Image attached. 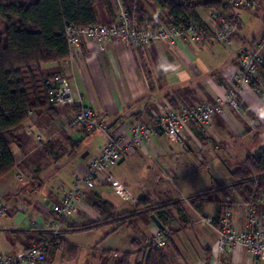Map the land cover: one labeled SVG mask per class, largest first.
Segmentation results:
<instances>
[{
    "label": "crops",
    "instance_id": "0c3cea01",
    "mask_svg": "<svg viewBox=\"0 0 264 264\" xmlns=\"http://www.w3.org/2000/svg\"><path fill=\"white\" fill-rule=\"evenodd\" d=\"M114 13L116 18L113 19L107 14L103 24L116 22L118 18L116 12ZM152 19L158 24L161 23L157 15H152ZM133 21L137 25L136 20L133 19ZM241 34L242 29L234 38L239 45L247 41ZM220 45L221 43L211 40L196 43L190 39L182 38L175 42L173 48L159 42L137 49L110 41L105 51H99L94 44H82L81 50L77 53L72 64L65 62L60 66H47L46 69L55 71L57 76L66 79L74 100H80L84 107H90L97 118L104 120L115 135L122 137L123 140H128L134 123L139 121L145 125L151 124L157 104L167 103L173 109L178 110L195 104L210 103L215 98H224L228 88L225 75L234 66L236 55L232 59L225 58L223 60L222 51L220 52L217 48ZM207 50L215 60L213 66L204 64L203 52ZM227 66L230 67L225 69ZM238 100L253 115L255 121L248 118L241 110L234 111L227 105L224 108V115L213 119L205 135L194 126L188 128L185 132L184 145L186 149L166 137L155 136L147 143L145 150L137 149L134 153L121 159L111 171L126 189L128 188L127 185L133 186L130 189L132 190L133 195L130 194V196L133 201H125L119 198L102 180H99L93 189L83 188L82 205L64 224L65 229L61 233L64 242L78 249L77 255L75 258L69 259L63 255L62 251H58L46 264H54L52 260H55L57 255L60 256V263L57 264H64L65 261L76 260L80 256H84L85 253L88 254L86 248L83 249L68 241L67 233L86 230L83 229L81 223L89 215L94 222L99 219L97 213L90 206L94 195L111 205L118 214L133 212L137 201L141 199H148L152 206L169 202L180 203L187 218L186 223L181 224L180 227L178 217L173 215L174 220L170 225L174 233L172 242L176 249H174V264H177L175 259L178 260L179 264H253L254 259L241 247L221 253L214 261L213 249L217 241V233L212 228H210L211 231L206 230L200 233L199 237L204 245L203 249L197 250L198 252L187 249L185 243L187 237L184 236L188 235V231L200 223L202 219H213L219 205L224 206V199L228 194L227 186L230 182V176L223 166V161L232 158L225 155V149L220 148L219 144L224 140L229 143L230 139L218 126L221 123L228 124L233 129L231 133H234L235 137L250 136L254 138L252 132H260L261 136L258 142H262L261 145H264V105L259 96L255 90L245 86L241 88ZM55 112L53 119L45 114L35 113L25 122L23 129L18 133L28 140H26L28 145L27 157L33 151V147H30L34 141L32 136H36L38 146H43L56 142L59 139V134L63 133L66 135L69 147L58 153L52 149L49 153V155H53L51 165H48L50 168L47 171L38 168L30 169V174L25 183L22 179L20 164L16 163L14 169L21 173V175L18 173L15 176L19 186L15 194L7 193L4 196L6 204L10 205L7 206L6 210L12 211L10 214H13L22 208L21 203L26 204V208L31 211L35 222L31 221V224L22 230L2 231L4 236V248L2 247V249L5 253L4 255L0 254V257L19 256L25 251L24 238L37 237L38 233L45 230L49 219L53 216L50 206L60 203L63 194L73 186L76 177L85 172L88 163L97 157L100 150L106 145L107 138L103 134L95 132L93 134H98L100 136L98 139H101L97 151H94L92 156L87 152L85 158L82 159V155L77 158L74 157V147L80 144L83 135L89 136L91 134H83L81 131L76 132L74 130L69 132L66 129L68 121L74 115V108L58 107L55 108ZM215 126L218 127L217 132ZM242 126L247 127L248 130L243 132ZM260 129L262 131H259ZM27 130L30 134L27 133ZM256 143L257 140L254 144ZM240 147H242L241 144ZM178 149L184 151L188 161L190 159L191 162H200L198 169L204 170V172H209V169L206 168V164H208L206 158L214 156L217 166H222L225 170L226 174L223 181L214 187L209 185L202 190L190 189L187 191L188 195H183L172 180L173 176L181 175L182 167L186 168V164L182 166L177 163L176 157L178 156L174 153ZM11 154H13L12 150ZM193 154L196 158L195 161L191 158ZM63 161L65 162L63 163ZM210 161L213 160L210 158ZM131 170L139 171L142 174L141 185H138L137 181H133L129 176ZM147 171L149 172L148 175ZM9 173L0 180V185ZM165 178L173 184L176 191L174 195L166 189L163 183ZM126 179L128 181H125ZM19 191L28 196V204L15 200ZM209 191L207 197L201 198L199 196L202 192ZM183 197L196 200L190 206L184 204L185 199H182ZM232 201L230 208L233 225L236 229L243 230L245 227L244 210L239 206L240 201L237 197L233 196ZM73 218L76 221H73ZM135 221L139 223L137 231L141 240L153 239L159 231L152 222L147 224L137 217L134 219V223ZM114 232L111 231L110 235ZM178 238L179 241L177 242ZM126 250L108 249L102 252L111 251L112 254L117 255L115 260H118L125 253H130Z\"/></svg>",
    "mask_w": 264,
    "mask_h": 264
},
{
    "label": "trees",
    "instance_id": "16d2710c",
    "mask_svg": "<svg viewBox=\"0 0 264 264\" xmlns=\"http://www.w3.org/2000/svg\"><path fill=\"white\" fill-rule=\"evenodd\" d=\"M122 1L130 20H136L139 28L149 26L152 29L160 25L178 26L185 23L187 17L204 27L198 10L204 8L222 11L223 3V0H142L148 6L156 8L161 22L158 24L152 16H147L144 10L139 9L138 5L133 7L126 0ZM98 5L104 6L107 14L113 19L116 18L110 0H0V20L5 27L0 33V180L16 166L10 146L16 141V135L23 129L29 114L42 113L53 119L56 113L55 108L58 107L53 106L49 98L57 87L53 82L57 73L46 68L50 65L60 66L68 59L65 27L97 25L94 9ZM109 24L111 23L104 25ZM241 29L242 21L233 35V40ZM205 34L203 41H215L207 29ZM261 40L264 41V36ZM236 63L235 61L234 65ZM257 69L263 86L258 89L257 78L251 79L248 85L255 90L264 105V57ZM238 104L239 110L255 121L240 100ZM62 107L74 108V115L80 110L78 106ZM79 131L83 134L95 133ZM252 133L253 139L260 137V132ZM223 166L230 176L227 190H234L236 197L244 202H251L254 193L264 190V145L256 147L245 158L223 161ZM208 193L210 191L202 192L199 196L205 198ZM90 206L99 219L83 226L86 230L102 225L114 226L112 232L124 225L133 228L136 217L150 224L151 215L164 227V230L158 231L165 241L164 249L157 248L153 239H135L131 242L132 252L125 253L121 259L111 260V251L102 252V259L110 261V264H174V233L170 225L174 220L173 215L178 217L180 227L186 223L187 218L180 203L169 202L152 206L148 199H141L137 201L133 212L118 214L111 205L94 195ZM223 209L222 204L216 209L212 219L214 226H217ZM37 239L36 245L51 239L46 261L51 260L58 251H62L69 259L77 255L78 249L64 242L61 236L51 238L40 232Z\"/></svg>",
    "mask_w": 264,
    "mask_h": 264
},
{
    "label": "built area",
    "instance_id": "2783aa9c",
    "mask_svg": "<svg viewBox=\"0 0 264 264\" xmlns=\"http://www.w3.org/2000/svg\"><path fill=\"white\" fill-rule=\"evenodd\" d=\"M114 12L117 21L109 25L97 24L89 27H65V39L69 49L67 63H73L82 44H94L99 51H105L110 41L117 42L129 48H141L152 43L163 42L173 48L178 39H190L201 43L205 37V29L208 34L219 43L232 49L237 57L236 65L232 66L225 75L228 85L224 98H215L210 103H201L187 106L178 110L173 109L167 103L156 105V111L150 125L142 122L133 124L128 140L115 135L104 120H100L90 107H84L80 100H74L71 89L66 79L55 76L53 82L57 85L51 92L49 102L56 107L78 106L76 113L67 123L66 129H80L84 132H97L107 138L106 145L100 150L97 157L92 159L82 175L76 177L72 189L63 194L59 204L51 205L53 215L48 225L42 232L51 238H58L62 231V224L68 222L82 205V189H93L99 180H102L111 188L119 198L125 201H133L127 189L111 174V170L126 156L135 150H145L152 137L162 136L177 142L183 149L186 140L185 132L189 127L198 128L205 134L213 119L224 115V108L228 105L232 110L238 111V95L241 88L249 86L251 79L257 74V67L264 57V42L257 44L252 52L247 48L235 50L233 35L242 21V14L262 12L264 15V0H223L222 11L215 9L206 10L200 8L198 14L204 27L191 17L178 26L160 25L156 29L149 26L139 28L130 20L122 0H114ZM32 114H29V119ZM27 133L30 132L27 130ZM236 197L234 190H228L224 199V209L217 226L212 219H202L203 223L213 228L217 233V241L213 249L214 261L225 251L236 247L245 249L254 259L253 264H264V190L254 193L251 202L239 199V206L244 210L245 227L238 230L232 222L230 204ZM188 205L192 199L184 200ZM191 206V205H190ZM6 208L0 207V214L6 213ZM47 239L23 251L17 257H0V264H45L46 254L50 247ZM153 243L157 248L164 249L165 241L157 233L153 237ZM165 253V252H164ZM117 258L116 254L110 256L111 260Z\"/></svg>",
    "mask_w": 264,
    "mask_h": 264
},
{
    "label": "rangeland",
    "instance_id": "374dc122",
    "mask_svg": "<svg viewBox=\"0 0 264 264\" xmlns=\"http://www.w3.org/2000/svg\"><path fill=\"white\" fill-rule=\"evenodd\" d=\"M126 1L129 4H131L133 7H136L138 5L139 9H142L144 10V12L147 13V16L157 15L156 12L158 11L156 10V8L152 6H148L147 4L143 3L142 0H126ZM110 2L112 6L114 7L115 6L114 0H110ZM133 10L135 11L136 8H134ZM94 12L97 18V22L100 24H103L106 21L105 16L107 15V11L105 7L102 5H98L95 7ZM134 17L135 19H137L136 14L134 15ZM242 26L243 28H242L241 36H244L247 41L239 45L237 41L234 39L233 46L235 47L236 51L239 50L240 47L241 48L245 47L247 48L249 52H252L257 44L264 42L263 40H261L262 37L264 36V15L260 11H257L251 14L244 12L242 14ZM4 29L5 27L2 21L0 20V33H2ZM252 40H254V42ZM217 48H219L220 52L222 51V54L224 57L223 60L225 58L228 60L232 59L236 55L232 49L222 45V43ZM203 58L205 60L204 61L205 65L213 66L215 64V60L212 58V56H210V52L208 50L203 52ZM236 60H237V57L235 61ZM229 67L230 66H227L225 69ZM255 78L258 79L257 84H259V86L258 85L257 86H258V89L260 90V88L263 86V81L259 79V72H257ZM232 121L234 122L233 119ZM224 123L226 124L227 122H224ZM218 127L230 139L229 143L225 140L220 142L219 147L225 149L226 151L225 155H228L229 158H232V160L234 159V156L238 159L245 158L248 154L253 153L256 147L262 144V142H258L259 138L253 139L250 136L235 137L234 133H231V130L233 129L230 128L228 124L224 125L221 123ZM218 127L217 126L214 127L216 132L218 131ZM73 130L76 132L79 131V129H73ZM73 130H68V131L72 132ZM247 130H248L247 127L242 126L243 132H246ZM259 131H262V130L260 129ZM99 137L100 136L98 134L96 135L91 134L89 136L83 135V140L80 142V144L74 147L75 149L74 157L77 158V157H80L81 155L83 156L87 152H89L90 153L89 155L92 156L94 154V151H97V148L99 147L98 145L100 144L99 142L101 141V139H98ZM32 139L34 141L33 143H31L30 147L31 148L33 147L32 148L33 151H31V155L28 157H27V151H28L27 141L28 140L25 137H23L22 134H18L16 136V141L11 144V150L13 151L12 156H13L14 161L18 165L20 164V171L23 174L22 179L24 183L27 182V179H28L27 177L30 174V169L34 170L38 168L42 171H47V169L50 168L48 165H51L50 163L52 162L51 159L53 158V155H49V153L51 152L52 149L53 151L55 150L58 153V152H62L63 150H66L69 147V143L67 141L66 135L63 133L59 134V139L56 142H52L50 144H44L43 146L37 145L36 136H32ZM255 140H257L256 144H254ZM240 144L242 145V147H240ZM208 147L209 149H211L210 146ZM174 154L181 158L180 159L176 157L177 163L181 164L182 166L186 164L185 169L184 167H182V171L180 172L181 175L172 177L173 184L176 185V187L183 193V195L185 196L188 195L187 191H189L190 189H196V190L201 189L202 190V189H206L207 187H209V185L214 187L223 181L225 174H226L225 170L223 169L222 166H217L216 164L217 162L215 158H213L214 156L212 157L210 156V158L213 161H210V158H206V161L208 163L206 164L207 166L206 168L209 169V172H204V170L202 171L198 169L199 168L198 166H200L201 163L200 162L197 163L195 161L196 158L194 157V154L191 158L195 162H191L190 159L188 161L182 149H178L177 151H175ZM202 155L203 157H205L204 154ZM82 156H81V159H82ZM185 160L187 161V163ZM64 162L65 161H63V163ZM18 173L20 172L16 169L10 171V173L4 178L2 185H0L2 186L0 188V207H5L7 209V206H10L9 204L8 205L6 204L7 202L5 201L4 196L7 193L15 194L17 192L19 183L17 181L18 179H16L15 176ZM148 173L149 172L147 171V175ZM111 174L113 178L117 180L115 176L113 175L112 171H111ZM129 176L132 178L133 181H137L138 185H141L142 174L139 171L131 170L129 173ZM125 181H128V180L126 179ZM163 183L165 184L166 189L174 195L176 191L174 190V187L171 181H168L167 178H165L163 179ZM127 187H128L127 188L128 193L133 195L131 192L132 190H130L133 188V186L127 185ZM71 189L72 187L68 189L67 192L70 191ZM15 197H16L15 200L17 201L19 200L20 202H24L27 204L29 203L28 196L22 193V191H19V194L16 195ZM182 199H187V198L183 197ZM193 201L195 200L192 199V203ZM192 203H189V204L192 205ZM184 204H187V203L185 202ZM21 205H22V208L18 212L10 214L12 213V211H7L5 214H0V254L2 255H4L5 253L4 249H2L4 245V236H3L2 231L5 232L8 230H12V229L22 230L24 228H27L31 224L30 223L31 221L35 222V219L31 215V211L30 210L28 211L26 208L27 205L22 204V203ZM130 207L132 208L131 205ZM8 213L9 215H6ZM73 221H76V220L73 218ZM92 223H94V221L91 220V216L89 215L88 218L84 222L81 223V225L84 226V225H88ZM64 224H62L61 226V228L63 229H65ZM138 224L139 223H136L135 221L133 228H130L126 225L121 226L114 232V234H111V235H110V232L114 229V226L112 225H102L98 228L84 230L82 232L67 233L68 241H71V243H73L74 245H79L83 249L86 248V250H88V254L85 253L84 256L82 255L76 260L65 261L64 264H110V261H107L101 258L102 251L108 250V249L124 251V249H127L126 251L131 252L132 251L131 242L134 239H139V235L137 231ZM210 228L211 227L203 223V221L194 225L193 228L190 231H188V235H184L187 237L185 241L187 249H190L191 251H194V252L197 250L200 251L201 249H203L204 244L202 243V239L199 236L201 232H204L206 230L211 231ZM37 240H38L37 237L31 238V239H28L27 237H25L23 241L24 242L23 244H25V250L36 245ZM178 241H179V238L177 242ZM175 261L177 264H179L177 259H175ZM52 262L54 264L60 263V256L57 255L56 259L52 260Z\"/></svg>",
    "mask_w": 264,
    "mask_h": 264
},
{
    "label": "water",
    "instance_id": "95a60500",
    "mask_svg": "<svg viewBox=\"0 0 264 264\" xmlns=\"http://www.w3.org/2000/svg\"><path fill=\"white\" fill-rule=\"evenodd\" d=\"M87 155V153L86 154H84L83 156H82V158H85V156ZM149 219H150V221L155 225V227L158 229V230H164V227L161 225V223L153 216V215H151L150 217H149Z\"/></svg>",
    "mask_w": 264,
    "mask_h": 264
}]
</instances>
